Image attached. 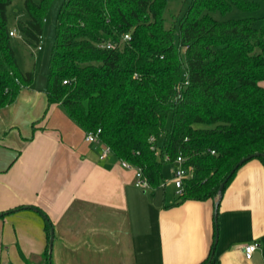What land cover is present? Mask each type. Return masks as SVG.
<instances>
[{
	"label": "trees",
	"instance_id": "obj_1",
	"mask_svg": "<svg viewBox=\"0 0 264 264\" xmlns=\"http://www.w3.org/2000/svg\"><path fill=\"white\" fill-rule=\"evenodd\" d=\"M168 1L64 0L47 100L85 132L101 128L112 153L141 167L152 186L163 182L165 162L181 155L191 175L179 201L214 198L242 157L264 152V16L258 23L255 16L212 14L233 6L251 10L256 0H192L176 30L164 25ZM11 2L0 0V107L34 79L16 60ZM49 2H24L29 18L16 26L30 46L40 45ZM107 41L115 47H103ZM253 158L264 162L263 155ZM212 252L199 264H210Z\"/></svg>",
	"mask_w": 264,
	"mask_h": 264
},
{
	"label": "crops",
	"instance_id": "obj_2",
	"mask_svg": "<svg viewBox=\"0 0 264 264\" xmlns=\"http://www.w3.org/2000/svg\"><path fill=\"white\" fill-rule=\"evenodd\" d=\"M85 134L47 92L24 87L0 107V264H199L212 251L210 264H264L260 158L223 192L215 242L217 197L179 201L165 174L141 188L134 168L102 158V142ZM37 207L53 225L50 259L51 228ZM253 241L260 246L248 259Z\"/></svg>",
	"mask_w": 264,
	"mask_h": 264
},
{
	"label": "rangeland",
	"instance_id": "obj_3",
	"mask_svg": "<svg viewBox=\"0 0 264 264\" xmlns=\"http://www.w3.org/2000/svg\"><path fill=\"white\" fill-rule=\"evenodd\" d=\"M256 1L259 3V6L251 10L233 6L225 12L214 10L212 14L221 20L255 16L258 18L257 22L259 23L261 17L264 16V0ZM24 2L25 0H12L11 4L8 6V25L15 31V34L11 37L12 44L20 70L23 72H34V79L26 87L32 91L46 92L49 86V70L53 45L57 34L58 15L64 0H50L48 4L44 20L43 37L40 41L41 49L28 45L25 41L23 32L16 26L19 20L29 18V13ZM191 3L192 0H169L163 12L165 27H173L177 30L180 20L186 14ZM171 122L172 114H169L166 125L170 126ZM163 142L164 135L159 138V148L163 146ZM175 167L176 163L170 161H166L163 167L167 181V191L170 194H174V190L176 189L174 181L171 179L172 171Z\"/></svg>",
	"mask_w": 264,
	"mask_h": 264
},
{
	"label": "built area",
	"instance_id": "obj_4",
	"mask_svg": "<svg viewBox=\"0 0 264 264\" xmlns=\"http://www.w3.org/2000/svg\"><path fill=\"white\" fill-rule=\"evenodd\" d=\"M10 34L14 35L15 31L14 30H10ZM131 36L129 33L124 35V38L129 39ZM103 47H115L114 43L111 41H107L106 43L102 44ZM37 49H41V45L37 46ZM64 82H67V80H64ZM100 132H101V128L97 129L96 131H88L85 134V141L87 142H102L103 144V150L101 153V157L105 158L107 157L109 154L112 153V149L111 146L107 143H105L101 137H100ZM214 152V150H212ZM176 163V167L173 169V176L172 179L175 183L176 186V192L177 194H181L183 192L184 189V181L187 177H189L191 175V167H187L184 165L185 162V158L181 155H179L175 161ZM122 164L125 167H129V168H134L135 170V184L141 188H150L152 185L149 181V179L146 177V175L144 174V171L141 167H136L134 165H132L131 163H129L126 160H122ZM260 246V242L259 241H253L250 243H247L244 246V252H245V256L250 259L255 250Z\"/></svg>",
	"mask_w": 264,
	"mask_h": 264
},
{
	"label": "water",
	"instance_id": "obj_5",
	"mask_svg": "<svg viewBox=\"0 0 264 264\" xmlns=\"http://www.w3.org/2000/svg\"><path fill=\"white\" fill-rule=\"evenodd\" d=\"M260 155H263L264 156V152H254V153H251L245 157H242L235 165L234 167L231 169V171L229 172V174L223 179V181L220 183V186H219V189H218V194H217V198H216V201H215V216H216V240L215 242H217V239H218V225H217V214H218V209H219V204H220V201H221V198L223 196V190H224V187H225V184L226 182L228 181L229 177L231 176V174H233V172L241 165L243 164L244 162L248 161L249 159H252L253 157H256V156H260ZM1 215V213H0ZM53 240H54V229L53 227L51 228V234H50V241H49V254L51 255L52 253V248H53ZM212 256H213V252H212ZM211 260V258H210Z\"/></svg>",
	"mask_w": 264,
	"mask_h": 264
}]
</instances>
